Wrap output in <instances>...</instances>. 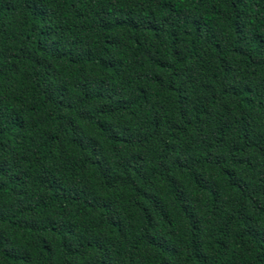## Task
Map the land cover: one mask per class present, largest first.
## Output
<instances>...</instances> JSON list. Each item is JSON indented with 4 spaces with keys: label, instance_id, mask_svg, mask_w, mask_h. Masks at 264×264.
<instances>
[{
    "label": "trees",
    "instance_id": "1",
    "mask_svg": "<svg viewBox=\"0 0 264 264\" xmlns=\"http://www.w3.org/2000/svg\"><path fill=\"white\" fill-rule=\"evenodd\" d=\"M0 264H264V0H0Z\"/></svg>",
    "mask_w": 264,
    "mask_h": 264
}]
</instances>
